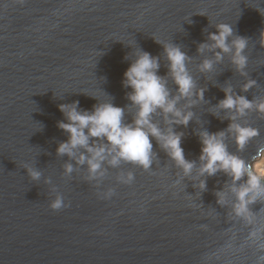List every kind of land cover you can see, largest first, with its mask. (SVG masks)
<instances>
[{
	"label": "water",
	"instance_id": "1",
	"mask_svg": "<svg viewBox=\"0 0 264 264\" xmlns=\"http://www.w3.org/2000/svg\"><path fill=\"white\" fill-rule=\"evenodd\" d=\"M257 8L264 0H0V264H252L253 253L241 248L249 228L233 215L231 178L201 176L199 157L205 131L224 132L228 152L252 166L262 155L264 116L255 107L244 116L218 107L228 88L264 102V16ZM219 24L232 26L230 40L247 38L243 72L232 53L216 60L218 49L198 51ZM165 45L188 57L195 87L176 106L193 117L186 127L170 125L159 110L151 119L182 133L191 173L155 139L148 170L123 160L112 166L108 155L91 178L87 163H78L84 149L76 157L58 154L68 140L58 128L65 120L60 104L78 101L80 110L92 111L110 102L124 109L125 124L133 122L137 110L122 80L138 51L158 58L157 75L171 97L178 95ZM205 60L213 62L210 71L201 70ZM249 80L256 84L245 92ZM230 123L259 135L238 150ZM129 173L134 181L120 183ZM109 189L114 195L102 198ZM58 196L69 206L53 212L48 205ZM249 207L253 224L264 227V201Z\"/></svg>",
	"mask_w": 264,
	"mask_h": 264
},
{
	"label": "clouds",
	"instance_id": "2",
	"mask_svg": "<svg viewBox=\"0 0 264 264\" xmlns=\"http://www.w3.org/2000/svg\"><path fill=\"white\" fill-rule=\"evenodd\" d=\"M257 11L264 16V9L257 8ZM232 36L231 25L219 24L216 26V31L208 35L211 43L201 44L198 51L218 49L219 51L215 52L216 60L223 58L222 53H232L233 64L238 71L243 72L248 64V58L244 55L248 41L242 36L230 40ZM261 38V46L264 47V31L261 32ZM165 53L169 62V73L177 88V96H170L166 81L157 75L160 66L158 58L152 57L147 52L138 51L135 60L124 72L122 80L123 86L131 89L128 99L137 110L133 122L125 124L123 122L124 109L110 102L98 104L92 111L80 110L78 101L72 104H60L59 111L64 114L65 120L58 122V128L68 134V140L59 145L57 153L76 157L77 150L84 149L88 155L80 154L78 163H87L90 177L95 178L108 155L112 156L110 161L112 166L123 160L148 170L152 163L153 144L151 140L155 139L161 142L162 147L182 168L184 174H190L194 163L187 161L184 157L181 147L182 133H176L171 127L163 131L151 119L152 115L159 110L170 125L186 127L193 117L191 111L183 112L176 106L180 99L192 97L195 87L186 68L185 62L188 57L179 47L172 45H165ZM212 68L211 60H205L201 66L202 71H210ZM255 84L254 80H249L244 85L243 91L251 90ZM224 92L225 98L218 105L220 109L234 111L244 116L248 110L255 107L256 111L264 116V102L254 104L246 96H234L230 88L225 89ZM203 94L204 90L200 89L196 96L199 100H203ZM235 118V116L230 117L232 120ZM228 131L235 133V143L241 151L259 135L258 129L236 123H230ZM224 135V132L200 133L202 147L199 157L201 161L199 174L210 177L217 172H224L231 178L230 192L235 197L232 205L233 215L245 222L249 228L241 248L246 247L253 253L252 264H264V227L253 224L252 215L254 214L251 213L249 207L257 201H264V169L257 167L253 170L251 164L229 153L224 143ZM97 141L103 142L97 143ZM259 152L264 154V148L259 149ZM27 171L32 180H39L41 175L39 171L30 168ZM66 172H72L71 165L66 167ZM133 181L134 175L129 173L126 179H121L119 182L131 184ZM199 188L203 191L206 188V182L201 181ZM112 195L114 191L109 189L102 195V198L110 199ZM217 196V203L224 205L226 203L224 194L217 193ZM68 206L59 196L48 205L53 212H58Z\"/></svg>",
	"mask_w": 264,
	"mask_h": 264
},
{
	"label": "bare ground",
	"instance_id": "3",
	"mask_svg": "<svg viewBox=\"0 0 264 264\" xmlns=\"http://www.w3.org/2000/svg\"><path fill=\"white\" fill-rule=\"evenodd\" d=\"M257 167L264 169V154H262L261 157L257 159L253 166V170H256Z\"/></svg>",
	"mask_w": 264,
	"mask_h": 264
}]
</instances>
